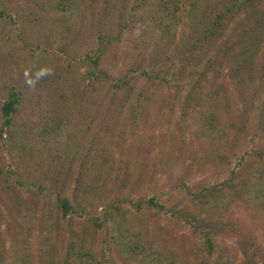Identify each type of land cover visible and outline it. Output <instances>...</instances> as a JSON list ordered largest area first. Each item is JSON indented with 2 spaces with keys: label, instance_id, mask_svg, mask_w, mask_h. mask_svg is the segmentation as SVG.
<instances>
[{
  "label": "rangeland",
  "instance_id": "obj_1",
  "mask_svg": "<svg viewBox=\"0 0 264 264\" xmlns=\"http://www.w3.org/2000/svg\"><path fill=\"white\" fill-rule=\"evenodd\" d=\"M232 1L0 0V264L84 227L92 264H264V0L211 35Z\"/></svg>",
  "mask_w": 264,
  "mask_h": 264
},
{
  "label": "trees",
  "instance_id": "obj_2",
  "mask_svg": "<svg viewBox=\"0 0 264 264\" xmlns=\"http://www.w3.org/2000/svg\"><path fill=\"white\" fill-rule=\"evenodd\" d=\"M186 1L189 2L192 0H160L162 5L173 2L174 8L176 10L183 7L184 4L188 5ZM249 1H252V0H244V1L233 0L231 5H227L224 10L222 9V11H219V13L217 14L216 20L213 21L215 28L211 30V35L218 34L220 30L223 29L224 25L226 24V20L233 19L236 16L237 11H240L244 6H246ZM250 18L251 16L248 19ZM263 18L264 16L258 17V18L256 17V20H255L256 23L254 24H256L258 27H262L264 23ZM89 58L92 60V64H93L92 70H90V72L91 74L97 75L96 68L99 66V55L98 54H95L94 56L89 55ZM242 65H246L245 62ZM19 102H20V92L14 89L11 90L9 93L8 99L2 104V107H1V111L4 116V121L1 126L2 132L5 130L6 126L10 125L11 121L13 122L14 117H15L14 115L18 110ZM59 203L62 208V215L64 218H70L68 217L70 212L79 213L78 209L73 210L72 202L67 196H63L59 198ZM99 226H101V224H98V227ZM84 230H83V237L81 236L82 237L81 240L77 239V236L79 233L76 230L72 231L73 236L70 238V241L67 246V258L65 261L66 264H71L72 260L75 262V264H92L93 261L95 260V256L92 250L94 241L91 236V231L85 227H84ZM208 237H209V240L207 244L209 247V252L213 253L215 250V244L213 240L211 239L210 233ZM156 253L157 252L155 251V254ZM172 260L173 261H171V264H176L175 259H172ZM231 264H250V263L247 261L246 263H231Z\"/></svg>",
  "mask_w": 264,
  "mask_h": 264
}]
</instances>
